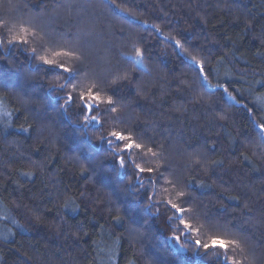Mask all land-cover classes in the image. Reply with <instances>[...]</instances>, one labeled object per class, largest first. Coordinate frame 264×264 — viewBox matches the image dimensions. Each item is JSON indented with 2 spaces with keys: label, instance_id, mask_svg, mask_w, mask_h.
<instances>
[{
  "label": "trees",
  "instance_id": "1",
  "mask_svg": "<svg viewBox=\"0 0 264 264\" xmlns=\"http://www.w3.org/2000/svg\"><path fill=\"white\" fill-rule=\"evenodd\" d=\"M116 3L0 0V264H208L191 241L213 236L240 241L221 261L264 264V0ZM62 48L81 56L63 60L73 95L113 96L99 124L78 101L64 114L67 74L35 58ZM114 130L158 155L133 149L121 169Z\"/></svg>",
  "mask_w": 264,
  "mask_h": 264
},
{
  "label": "snow or ice",
  "instance_id": "2",
  "mask_svg": "<svg viewBox=\"0 0 264 264\" xmlns=\"http://www.w3.org/2000/svg\"><path fill=\"white\" fill-rule=\"evenodd\" d=\"M104 3L108 4L111 8H113L116 11H120L119 5L116 3V0H103ZM22 32L27 33L28 29H21ZM35 35V33H33ZM9 45H19V44H28V40L26 36H13L12 39L8 41ZM177 44L179 42L177 41ZM37 52L36 48L31 49V53L35 54ZM142 51L140 49L136 50V56H142ZM40 62H42L43 65L47 66V70H55L58 74H67L64 79L66 81L65 84L59 85V90H63L69 85L72 87V91L66 92L65 95L62 97L64 103L61 105V109L64 112V114H68L69 109L77 104V101L79 102V109H80V115L84 117L83 120V127L86 129L88 125L95 121L97 124L100 123V121L97 120V117L95 115H90L93 111H95L101 103L106 104L108 107V110L112 113H115L118 111V109L113 106L114 100L112 95L103 96L101 94L102 90H95L99 88V85L93 84L86 88L84 91H80L78 96L73 95V92L75 91L77 85L73 84V80L76 79V76L79 74V68L73 67L68 63L63 62L64 58H69L71 60L75 61H81V56L77 53L75 50H65L61 49L59 51L52 50L47 55H40L38 57H35ZM194 59V58H193ZM199 71L203 74L204 68L203 64H199ZM206 78V77H205ZM127 74L124 75H117L115 79L111 81L112 85H116L118 81L120 80H126ZM52 91H55L57 89H50ZM227 91V89H225ZM27 119V117L25 118ZM261 129L264 130V124L260 125ZM109 136L111 138H114L116 142H122V146L120 144H117L115 147H112L111 154L113 156H116L117 163L121 169L125 168L126 165L129 163L127 159V154L131 153L133 149L144 151V154H151L152 156H157L158 153L153 150L151 147H147L139 142H136V140L133 139L131 135H125L121 131H111L109 133ZM107 143L111 147L113 145V140L109 139L107 140ZM146 149V151H145ZM122 153V154H121ZM134 169L136 172L140 174L147 173L149 174V178H151L152 174H156L158 182L160 179H163V171H167L168 169L165 168L163 171L160 170V165L157 164L155 168L153 167H142L139 163H136L134 165ZM168 183H172L171 181H168ZM167 191V189H165ZM177 197L183 198L185 197L184 191H178ZM148 199H151V197H148ZM167 205L170 207L171 210L175 212V214L178 217H181L183 214L192 211V209H188L183 207L180 203L173 202V200L169 199L167 200ZM115 220H119L118 217H114ZM179 225L182 227V229L187 230L188 232L197 231L198 229H194L191 225V223L185 219L180 218L179 219ZM172 241L175 242L176 245H178V251H185V245L181 243V235H173L170 238ZM194 246L198 249H203V255L206 259V261H216V264H228L227 258H225L223 261L220 260L221 254L229 253L232 250H235L236 248H240V241L237 239H226L221 236H213L211 239L207 242H204L200 239H195L194 241H191ZM241 251L243 249L241 248ZM216 252V255H210V253ZM231 264H240V262L236 261L235 259L231 260Z\"/></svg>",
  "mask_w": 264,
  "mask_h": 264
}]
</instances>
